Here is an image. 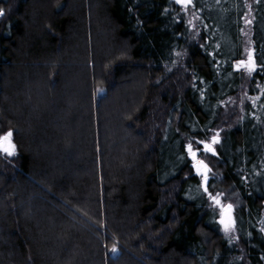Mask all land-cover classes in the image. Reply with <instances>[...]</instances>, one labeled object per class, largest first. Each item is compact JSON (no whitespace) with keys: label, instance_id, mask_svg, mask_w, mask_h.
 Here are the masks:
<instances>
[{"label":"trees","instance_id":"1","mask_svg":"<svg viewBox=\"0 0 264 264\" xmlns=\"http://www.w3.org/2000/svg\"><path fill=\"white\" fill-rule=\"evenodd\" d=\"M251 1L249 20L246 0H193L194 32L174 0H16L0 16V136L16 146L0 151V264H264V0ZM246 34L251 75L236 67ZM237 93L259 99L207 156L224 186L209 191L239 204L234 240L187 145L220 130Z\"/></svg>","mask_w":264,"mask_h":264},{"label":"rangeland","instance_id":"2","mask_svg":"<svg viewBox=\"0 0 264 264\" xmlns=\"http://www.w3.org/2000/svg\"><path fill=\"white\" fill-rule=\"evenodd\" d=\"M175 1V0H174ZM246 1H248V12H250L249 11V4H252V2L253 1H251V0H246ZM176 3V2H175ZM16 4H18V3H16V0H8V7H6V8H4V9H2L3 11H4V13L6 12V14H8V13H10V10H12L13 8H15L16 7ZM177 4V3H176ZM178 5H180V4H178ZM181 6V5H180ZM182 7V6H181ZM1 9V8H0ZM181 9V11H180V15H182V16H184V21H185V24H186V26H188V27H190V30H191V32H194L195 31V29L198 27L197 25H196V20H195V17H194V15H192V12H191V10H189V8H187V10H185L183 7L182 8H180ZM5 16V14L3 15V16H1V17H4ZM7 16V15H6ZM250 17H251V12H250V14H249V20H250ZM247 24H248V22H247ZM248 29H249V24H248ZM248 40V41H247ZM248 42H249V36H247V34H246V37H245V43H244V46H245V53L248 55L249 53H247V52H249V46H248ZM246 55V56H247ZM249 57V56H248ZM248 57L247 58H245V60L244 61H247L248 60ZM240 69H242V70H244V71H246L245 69H243V68H240ZM97 71H99V70H97ZM181 71H183V69H176V77H180L181 76V79H183V77H184V73L183 72H181ZM247 72V71H246ZM246 75V74H245ZM80 78H83V76L81 75V73H80ZM176 80L175 79V83H176V88H178V84H179V82L180 81H182V80ZM178 83V84H177ZM241 91H243V90H241ZM113 93H114V90H113ZM112 93V94H113ZM246 93H244V94H242V93H237V95L236 96H234L233 98H230L229 99V101H228V105L223 109V112H221V117H220V119H219V122H218V127H219V131H217L218 133H219V135H220V133H221V131H224V130H228V128H230V127H232V125H234L237 121H239V119H240V117L242 116V110H243V107L246 105V104H249L247 101H249V99H247L246 98ZM107 103H108V99H106L103 103H102V116H103V113H104V111H105V109L107 108L106 106H108L107 105ZM103 131V130H102ZM104 132V131H103ZM117 133H118V130H116V129H114V135L116 134L117 135ZM214 135H216V133H214L212 136H211V138L214 136ZM211 138H210V140H211ZM220 139L221 138H219V141H220ZM209 140V141H210ZM217 144V143H216ZM199 145V147H193L194 149H199V151H198V155H197V157H198V159H202V160H204V162L208 165V167L211 169V171L208 173V186L210 185V180L212 181V180H214V179H216L217 180V184L214 186L215 187V189L216 190H221V191H223L224 190V186L223 185H221V184H219L218 183V181H219V175L217 176L216 174H215V172H214V169H213V167H215L216 168V172H217V163H215V162H212V161H210L208 158H207V156L208 155H211L210 153H208V152H204L203 151V145L202 144H198ZM214 147H215V145H214ZM31 152H34L33 150L31 151ZM188 157H189V161L191 162V167L193 168V171L195 172V173H197L196 171H195V169H194V167H193V164H194V161L191 159V156L188 154ZM210 164H211V166H210ZM198 174V173H197ZM217 174H218V172H217ZM198 176H199V178H200V183L202 184V180H203V178L198 174ZM202 187H203V184H202ZM223 196H225L226 197V195L223 193ZM235 197V194H233V193H231V195H230V197ZM209 201H210V206L212 207V209L214 210V213H215V215H216V217H218V219H219V221H220V208H219V206H217V205H215L210 199H209ZM230 202H232L231 204L233 205V213H232V215L234 214V211H235V208L237 209L238 208V203H236V201L234 200H231ZM223 203H229V202H225L224 200H223ZM233 219H234V216H233ZM219 224H220V228L222 229V230H224V226L219 222ZM224 233H226L225 232V230H224ZM227 234V236L229 237V238H231V239H234V240H236L235 239V227H234V230H232V231H229V232H227L226 233Z\"/></svg>","mask_w":264,"mask_h":264},{"label":"snow or ice","instance_id":"3","mask_svg":"<svg viewBox=\"0 0 264 264\" xmlns=\"http://www.w3.org/2000/svg\"><path fill=\"white\" fill-rule=\"evenodd\" d=\"M177 4H180L185 10L189 7V5L193 4V0H175ZM4 15V11L0 9V16ZM249 23L251 21H248ZM237 69L243 68L245 69L249 75L254 73L257 69V65L255 63V60L253 59L251 53L249 54L247 61H239L237 64ZM249 99H259V97L252 98L249 97ZM13 136L12 131H8L5 135L0 136V151H3L7 155L11 156L15 153V144L12 142L11 137ZM219 142V133L217 132L216 135H214L210 141H198L197 143L203 145V150L208 153H212L213 155L216 154V149L214 145ZM187 151L188 154L191 156V159L194 161L193 167L195 171L203 178L202 184L204 188L205 194H207L208 198L217 206L220 208V223L224 226L225 232H229L234 230L235 227V221L233 219V205L231 203H223L221 200V194L220 193H212L209 191L208 188V173L211 171V169L208 167V165L204 162L202 159H198L197 153L199 149H194L192 143H189L187 145ZM261 231H264V229H261ZM113 254H116L118 252V248L113 245L111 249Z\"/></svg>","mask_w":264,"mask_h":264},{"label":"water","instance_id":"4","mask_svg":"<svg viewBox=\"0 0 264 264\" xmlns=\"http://www.w3.org/2000/svg\"><path fill=\"white\" fill-rule=\"evenodd\" d=\"M204 151V150H203ZM205 152V151H204ZM212 154V153H211ZM197 155H198V153H197Z\"/></svg>","mask_w":264,"mask_h":264}]
</instances>
